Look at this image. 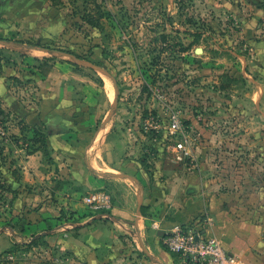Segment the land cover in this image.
<instances>
[{
    "label": "rangeland",
    "instance_id": "1",
    "mask_svg": "<svg viewBox=\"0 0 264 264\" xmlns=\"http://www.w3.org/2000/svg\"><path fill=\"white\" fill-rule=\"evenodd\" d=\"M27 117L44 136L66 120L106 127L94 145L103 169L201 171L217 210L264 245V0H0V264H76L23 236L36 216L6 182L41 149ZM39 160L54 192H72L57 161ZM141 255L102 264H149Z\"/></svg>",
    "mask_w": 264,
    "mask_h": 264
},
{
    "label": "crops",
    "instance_id": "2",
    "mask_svg": "<svg viewBox=\"0 0 264 264\" xmlns=\"http://www.w3.org/2000/svg\"><path fill=\"white\" fill-rule=\"evenodd\" d=\"M41 121L31 125L28 117L25 119L36 130L44 125ZM62 122L66 129L48 133L45 144L50 158L58 163V180H68L72 192H54L46 183L47 177L40 171L39 159L44 155L40 150L26 156L19 181L6 182L12 191H19L15 206H21L24 215L36 212L29 214L36 216L33 223L23 225V236H42L50 246L66 251L76 264H102L129 251L142 254L141 262L177 264L163 246L166 233L207 221L210 233L241 264H264V245L255 229L245 222H233L217 210L219 201L206 195L201 171L198 178L173 168L148 169L127 162L123 169L106 163L103 169L96 160L94 145L102 131L106 139L110 131L105 127L94 133L92 129H77L81 122ZM17 132L15 136L22 137L21 130ZM92 155L100 167L90 163ZM102 190L110 196L112 207L107 217L92 218L82 198ZM55 206L63 212L70 210L71 219L57 220Z\"/></svg>",
    "mask_w": 264,
    "mask_h": 264
},
{
    "label": "built area",
    "instance_id": "3",
    "mask_svg": "<svg viewBox=\"0 0 264 264\" xmlns=\"http://www.w3.org/2000/svg\"><path fill=\"white\" fill-rule=\"evenodd\" d=\"M92 218L107 217L112 204L110 196L97 191L83 197ZM209 222L200 221L192 226H179L166 233L163 246L176 259L177 264H241L226 251L210 233Z\"/></svg>",
    "mask_w": 264,
    "mask_h": 264
},
{
    "label": "trees",
    "instance_id": "4",
    "mask_svg": "<svg viewBox=\"0 0 264 264\" xmlns=\"http://www.w3.org/2000/svg\"><path fill=\"white\" fill-rule=\"evenodd\" d=\"M109 15V14H108ZM86 19H87V21L90 23V24H93L94 26H98V24L96 23V22H94L92 19H89V17L87 16V17H85ZM34 136H38V140L36 139H33L34 140V143H36V142H39V143H41V149H39L40 151H42V153L44 154V155H47V150H46V144H45V136L44 135H42L38 130H36V129H34ZM36 151H37V149H36ZM35 152V151H34ZM30 154H32V153H30ZM29 214L30 213H28V211L27 212H25V218L27 217V216H29ZM23 216V217H24ZM22 217V215L20 216V218H23ZM38 221L37 220H35V223H37ZM30 223H33V219H31V221H30Z\"/></svg>",
    "mask_w": 264,
    "mask_h": 264
},
{
    "label": "water",
    "instance_id": "5",
    "mask_svg": "<svg viewBox=\"0 0 264 264\" xmlns=\"http://www.w3.org/2000/svg\"><path fill=\"white\" fill-rule=\"evenodd\" d=\"M116 98V97H115Z\"/></svg>",
    "mask_w": 264,
    "mask_h": 264
}]
</instances>
